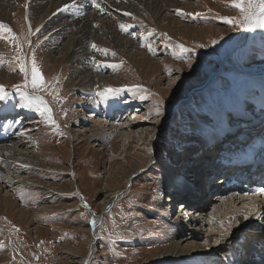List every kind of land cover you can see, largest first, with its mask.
I'll return each mask as SVG.
<instances>
[{
	"label": "rangeland",
	"instance_id": "obj_1",
	"mask_svg": "<svg viewBox=\"0 0 264 264\" xmlns=\"http://www.w3.org/2000/svg\"><path fill=\"white\" fill-rule=\"evenodd\" d=\"M178 3L179 6L172 7L168 12L176 21L173 27L171 21L160 18L155 22L149 16L143 21L131 13L127 19L133 20V23L127 25V31L121 32L130 38L135 36L143 54L159 61L154 73L146 74L141 64L133 67L113 49H107L108 53H105L104 49L98 48L100 53L86 56V65L95 74L113 75L112 78H115L111 82L101 83L99 88L95 86L96 89L91 92L84 91L86 94L78 88L72 91L67 89L72 72L67 60L57 58L59 56H54L50 62L43 60L41 49L46 47V39L40 38V28L37 30L35 25L30 24L32 21L27 12L31 3L27 0L13 3L12 13L15 16L8 25L17 36L31 42L30 45L27 42L23 44V53L27 55L30 66L32 51H35L37 63L48 84L45 89H32L29 74L25 89L24 75L19 71L18 61L13 59L17 54V44L0 39V74H3L0 85H4L9 93L6 99L0 100V107L8 104L13 113L15 111L14 116L23 114L26 118L28 114L25 121L24 118L16 119L23 129L33 126L25 122L41 116L35 106L19 107L23 100L13 87L16 85L23 88L21 91L42 96L56 123L45 119L46 124L43 122L40 128L41 137L36 138L39 144L36 155L43 165L49 167L34 166L31 175L40 177L42 186L34 183L31 189L17 190L16 196L12 197L19 208L29 212L34 220L21 219L18 225L17 214L5 216L0 213V241L4 243V248L0 249V264H76L74 262L81 259L84 260L83 264H194L198 260L194 262V255H210L214 251L212 246L202 243L205 242L204 229L207 226H190L186 221L172 222L178 221V218H172L169 222L168 212L171 216L179 215L178 204L184 200L180 196L169 208L161 196V182L165 178V188H171L167 181L168 170L181 168L179 173H182L188 164H192V161L186 160L187 157L196 160L206 148L212 150L213 145L202 146L196 141L215 134V131L210 133L209 128L215 126L217 116H222L235 131L241 115L233 107L252 104L243 100L247 96L253 98L256 104L249 115L257 112L259 116L255 118L264 115V28L249 29V32L244 30L241 43L245 39L246 42L222 66L223 53L228 44L243 30L235 24L226 23L222 17L238 18L239 10L232 6L231 0H178ZM177 10H182L181 14ZM182 23L187 25L184 30ZM179 45L189 51L182 52ZM149 47L152 51L148 50ZM56 77L59 78L58 83L54 80ZM105 87L124 90L104 100L96 96V92ZM80 91L83 97L97 98L95 106L98 108L93 106L96 110L108 102L113 103L116 113H125L131 118L130 128L133 131L141 133L147 128L143 140L138 142L133 137L130 145L123 147L121 142L124 137L116 134L117 137L109 141L110 145L95 146L98 144L96 137L89 138L88 132L86 136H74L75 132L83 130L88 119L86 111L78 114L71 112L72 105L77 108ZM54 92L58 95H54ZM158 102L162 108L160 116L154 113ZM123 105L132 112H124ZM32 109L40 116H36ZM150 110H153L151 114ZM104 115L106 120H110L107 125L114 122L112 126L105 127L107 132L106 129L115 126L119 118L115 119L107 113ZM37 131L39 128L29 132L34 134ZM236 133L230 136L235 138ZM192 139L196 145H192ZM149 155L156 157L151 163L148 161ZM208 164L213 166L212 160ZM217 174L209 178L211 183L219 182L221 177ZM128 177L130 181L127 183ZM125 189H128L127 196L119 199L104 215L96 232L97 244L93 247L89 244L91 237L87 232L91 218L102 215L111 196ZM21 192L25 194L23 202ZM171 193H174L173 189L167 194ZM164 194L163 197L167 195ZM237 207L240 209V205ZM209 210L207 208L204 212L208 213ZM255 212L256 209L252 211ZM261 220V214L257 213L251 223H256L261 230L264 229ZM179 230L180 234L185 232L186 238L181 246L188 245L185 249L191 251L192 255L182 254L172 258L168 256L170 245L180 240V236H177ZM193 232L201 237H195L191 234ZM243 232L237 230L238 236L231 235L230 239L224 241L223 247L213 252L215 258L211 264H221L226 257L224 254L230 255L231 251L239 259L238 263L231 264H249L250 261H246L249 250H245L246 254L243 251L255 241L246 235H255L258 231L246 230L245 235ZM234 247L238 251H234ZM224 262L230 264V261Z\"/></svg>",
	"mask_w": 264,
	"mask_h": 264
},
{
	"label": "bare ground",
	"instance_id": "obj_2",
	"mask_svg": "<svg viewBox=\"0 0 264 264\" xmlns=\"http://www.w3.org/2000/svg\"><path fill=\"white\" fill-rule=\"evenodd\" d=\"M16 1L21 0H0V20L2 22L11 25L12 19L15 16V14L12 13L14 8L13 3ZM27 1L31 3V5L28 6L29 10L27 12L29 20L32 21V23L30 22V24L31 26L35 25L36 29L40 28V38L44 40L46 39V47L41 49L43 60L50 62L51 59L54 58V56H59L57 58H60L63 61L67 60L66 62H68L69 68L72 72L66 87L67 89H69V91L76 90V88H78L83 92H91V90L96 89L94 88L95 86H100V84L103 82H111L113 81V78H115H112L113 75L110 77L109 75L102 76L95 74L96 72L93 73L90 67L86 65V56L88 54H98L100 53L101 49H113L116 54L120 55L121 57H125L133 67H139V65L141 64L143 71L146 74L154 73L157 68L156 62L158 63L159 61H156V59L154 58L145 56L139 49L136 41L121 33L122 30L119 27L120 24L129 25L130 23H133V20L131 21L127 19L128 16L124 15L123 12H130L143 21L147 16L151 17L155 22L162 18V21H171L170 24L173 27L176 21L173 19V17L169 16L168 12L172 7L179 6L178 0H98L101 7L104 8V11L101 12L98 8L92 5L91 0H76L74 5H72V0ZM65 5H69V7L65 8ZM60 7L62 8L59 9ZM120 16H122L123 18H121ZM48 17L49 19L47 20ZM186 26L187 25L182 23V30H184ZM243 29L246 32H249L248 28ZM244 30L236 34L235 38H232L233 40L231 39V43L228 44L225 52L223 53L222 66L223 64L226 65L227 59H232L235 51L246 42L245 39L244 43H241L244 38ZM61 40L63 41L61 42ZM93 42L98 46L100 50L95 51L92 49L91 44ZM92 58L95 59L94 57ZM2 76L3 74H0V77ZM85 92L84 94H86ZM81 94L82 92L79 94L80 98L78 99V104L76 103L77 108L75 109L74 105H72L71 112L78 114L82 111H86V117H88V119L86 120V126L83 128V130H78L74 133V136H86V132H88L89 134L87 136L89 138L96 137L95 142H97L98 144L94 143L96 144L95 146H101L103 144L108 145L109 141L112 142V139H115L117 137L116 134L124 137V139L122 138L121 142L123 147L127 145L129 146L131 141L134 140L133 137L136 138L138 142L143 140V136L144 133L147 132V128L144 129L141 133L139 131H133L130 128L132 125L131 118L127 117L125 113H116V110L114 109L115 105L113 103L108 102L104 106L100 107L99 110H96L95 108H98L96 107L97 105L95 106V101L97 100V98H90L85 96L83 97L81 96ZM236 99L238 100V98ZM252 99L253 98H251L250 96H247L243 100H247L248 103H254V106L252 104H246V106L243 107L240 104L239 106L233 107L236 113H240V120H244L243 122L246 125L245 128H248L249 134H252L255 130L260 128L262 124L264 125V121L263 123H257L260 119L264 120V115L260 116L259 118H255V116H259L258 112L257 114L255 113L254 115H249L251 109H253L256 105L254 100ZM93 106H95V108ZM257 109L261 110V108ZM262 110L264 112V104ZM127 111L132 112L130 108L125 107L124 112ZM14 113L8 104L0 107V213L5 216L9 214H17V223H19L18 225H20L21 219L30 220L31 222L34 220V218H32V215H30L29 212H26L25 210L19 208L17 202L12 197L16 196L15 193L17 190L27 188L31 189L34 183L38 187L42 186L40 177L31 174L35 170L34 166H36L37 168H45L49 166L43 165L41 163V158H39L38 155H36L37 153L35 152L37 150V147H39L36 138L39 139L41 137L40 128L43 126V122H46L45 118L35 117L33 120L25 122V124L33 126L23 129L21 124L16 122V119L21 120L22 118H24L23 120L25 121L27 120V117L29 115L26 114L27 117L25 118L23 114L14 116ZM106 113L112 115L115 119L119 118L118 120H116L117 124L115 126L106 129L107 132H105L104 130L105 127L109 125L112 126L114 122L107 125L110 120L105 119L104 114ZM144 119L145 118L143 117L142 120ZM154 121L155 120L152 121V124L155 123ZM214 123L215 126L209 128V132L211 133V131H215V134H209L210 136L206 137L205 139L203 138L202 140L196 141L202 146L213 145L212 150L206 148L205 150H203L202 155L197 157L196 160L193 158L189 159L187 157L186 160L192 161V164H188V166L183 169L182 173H179L181 168H171L170 170H168L167 181L169 182L171 188H165V178L164 182H161V196L164 199V202H167L169 208H171V204L175 201V199H178L180 196L181 199L184 200L183 203L178 204L179 209L177 210H179V215L171 216L169 215L170 211L168 212L167 218H170L169 222L172 221V218H178V221L172 222L184 223L186 221L190 223V226L199 224L202 228L203 226H207V228L204 229L205 242L202 243H206L207 246H212L214 251H212L210 254L212 256H210L209 254L196 256L194 255V262L195 259H198V262L196 261L194 264H211L212 259L215 258V253L213 252H215L216 249H221L223 247V244H225L224 241L230 239L231 235L238 236L239 234L236 233L237 230H243L244 232L246 230L248 232L258 231V233H256L255 235L247 234L246 236H250L252 239H254V246H256L258 242L264 244V229L262 228L261 231L260 229H258L256 223H251L257 213L261 214V223H264V192L256 191L254 193V196H252L250 195V192L245 191L244 188H236L234 186H225L226 188H223L224 186L222 187L221 184L222 182H224V179H226V176L218 179L219 182H217V184L213 182L211 183V180L209 179L210 177H214L215 173H218L219 175L217 174L216 176L219 177L221 172H224V169L217 168L215 158L221 157L222 149L224 148V145L222 146V144L231 142L234 137L230 135L235 132L232 131L233 129L231 128V126L225 123L222 116H217ZM36 124H38L39 126H37ZM37 128H39V131H37L36 133L31 134V132H29ZM127 129H131V131H128ZM262 129L264 130V126L262 127ZM120 131L124 132L121 133ZM125 131L127 132L125 133ZM228 131H230V135H227L229 134ZM21 132H23L24 134L18 135V133ZM247 133L248 131H244L243 134H240L242 135V138H239L238 141H244L245 146L253 145L254 140H249L248 143L245 142L247 141L245 140L247 139L246 137H249V134ZM218 136H220L221 138L219 137L220 139L216 140V137ZM255 138L256 136H254V139ZM192 141V145L197 144L196 142H194V139H192ZM36 142L38 146L36 145ZM213 152L215 154H213L212 157L211 154ZM251 157L252 166L255 167L259 163L257 162V159L253 158V156ZM154 158H156L155 155H149L148 161L151 163ZM263 159L264 158H262V156H259L260 163H262V161L264 163ZM194 160L195 163H193ZM211 160L213 162V166H210L208 164ZM21 165H28L29 167H21ZM243 165L244 164H240L238 165V167H242ZM50 168L56 169V167L53 166H50ZM245 168L246 167L242 169L245 170ZM243 173L247 174L245 175V180L251 178L246 170ZM257 173H260L261 178H263V172L261 170H257ZM238 175L234 177V179H237L239 177ZM129 181L130 178L128 177L126 182L128 183ZM184 181L188 182L191 185L183 184L185 183ZM170 189H173L174 193L167 194L168 192H170ZM9 192H11V194ZM127 193L128 189L115 193V195L111 196V198L107 201V208L104 210L102 215L93 216L91 218V221L94 219L96 222L95 224L90 222V225L87 228V232L90 233L91 237L89 243L90 245L94 247L97 244L96 232L98 231L103 217L108 209L119 199L126 197ZM164 193L167 195H165ZM163 194L165 195L164 197ZM259 197H262L263 199L260 200ZM256 201L258 203H255ZM205 202L206 204H204ZM207 203L210 205H208ZM239 205L240 209L237 207ZM207 208H210L208 213L204 212L205 210H207ZM255 209L256 212L252 213V211ZM189 215H191L192 217H189ZM180 231L181 230H179L177 234V236H180V240L170 245L171 249L169 250L170 254L168 256H171L172 258L178 257L182 254H191V251H188L190 252L188 253L185 249L188 247V245H185L186 247L181 246V243L185 242L186 238H184L185 232L180 234ZM244 232L243 235H245ZM191 234L195 235V237H201L195 232ZM218 239L220 241L219 243H217ZM201 246L202 245H196L195 247ZM251 246H248L247 249H244V254H246L248 250H251V252H258L253 245ZM237 247H234L233 250L238 251ZM231 252L230 255H228L227 253L224 254V256H226L224 260L230 261V264L236 263V259H233L235 258L236 254H234L235 252ZM75 260L76 259H74L73 261ZM224 260L221 264L227 263H225ZM251 260L252 256L250 257V253H248L246 261H250L249 264H264L263 260H259L258 262ZM74 263L83 264L84 260H77Z\"/></svg>",
	"mask_w": 264,
	"mask_h": 264
},
{
	"label": "snow or ice",
	"instance_id": "obj_3",
	"mask_svg": "<svg viewBox=\"0 0 264 264\" xmlns=\"http://www.w3.org/2000/svg\"><path fill=\"white\" fill-rule=\"evenodd\" d=\"M76 0H72V5H74ZM91 3L93 6L98 8L101 12L104 11V8L101 7L98 0H91ZM231 4L234 8L239 10V17L238 18H228V17H222V19L229 24H235L238 27L241 28H248V29H254V28H264V0H231ZM27 8V5H25ZM65 8H68L69 5H65ZM182 10H177L178 14H181ZM125 15H132L131 13H125ZM196 15H200L197 13ZM120 29L122 31H127L128 26L125 24L119 25ZM31 31V29L29 28ZM38 30V29H37ZM152 31H155L154 29ZM7 32L8 35L5 36L4 33ZM0 39H4L10 42H15L17 44V54L13 57L14 60L18 61L19 71L23 73L24 75V84L25 89H27L28 86V77L29 74L31 76V87L34 90L37 89H45L48 82L44 79L42 71L37 63L35 51H32L31 60H30V66H29V60L26 54L23 53V44L27 42L29 45L31 44L30 41H28L26 38H22L20 36H17L10 26L5 22H0ZM215 43V41H213ZM142 47L145 45H141ZM91 47L93 50H99L98 46L93 42L91 44ZM182 52H187L189 49L185 48L183 45L178 46ZM200 47H203V45H200ZM149 51H152L151 47L148 48ZM105 53H107V49L103 50ZM115 55V53H112ZM175 55V53H174ZM95 63V61L93 60ZM0 63H2V58H0ZM111 67L116 68L118 65H111ZM55 82H59V78H54ZM14 88L17 89L19 92L21 99L23 100V103L19 104V107L21 108H29L32 106H35V110L41 115H46L47 119L55 124V120L52 119L51 115V109L48 106L47 102L44 100V98L40 95H36L34 93H29L28 91H20L19 86L13 85ZM99 88V86H98ZM124 89H117V88H111V87H105L103 90H98L96 92V96L100 97L101 99H108L112 96H117L121 91ZM9 93L5 90L4 85H0V100H4L8 97ZM54 95H58V93L54 92ZM153 110H150V114ZM154 113L157 116L162 115V108L159 106V102L154 107ZM24 133H18V135H23ZM21 167H29L28 165H21ZM258 191L264 192V189H259ZM24 193H20V198L23 202L24 200ZM87 207V205H85ZM95 220L93 219L91 223L95 224ZM17 232L19 231L18 228L15 229ZM43 243V242H41ZM219 243V241H217ZM4 248V243L0 241V249ZM38 259V257H37Z\"/></svg>",
	"mask_w": 264,
	"mask_h": 264
},
{
	"label": "water",
	"instance_id": "obj_4",
	"mask_svg": "<svg viewBox=\"0 0 264 264\" xmlns=\"http://www.w3.org/2000/svg\"><path fill=\"white\" fill-rule=\"evenodd\" d=\"M244 30V29H243Z\"/></svg>",
	"mask_w": 264,
	"mask_h": 264
}]
</instances>
